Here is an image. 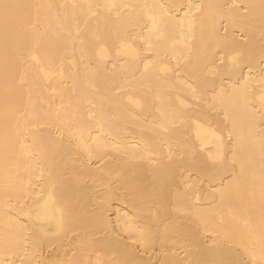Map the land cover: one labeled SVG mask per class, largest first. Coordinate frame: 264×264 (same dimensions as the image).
Masks as SVG:
<instances>
[{
  "label": "bare ground",
  "instance_id": "obj_1",
  "mask_svg": "<svg viewBox=\"0 0 264 264\" xmlns=\"http://www.w3.org/2000/svg\"><path fill=\"white\" fill-rule=\"evenodd\" d=\"M0 264H264V0H0Z\"/></svg>",
  "mask_w": 264,
  "mask_h": 264
}]
</instances>
